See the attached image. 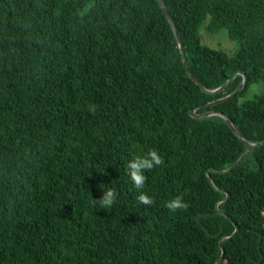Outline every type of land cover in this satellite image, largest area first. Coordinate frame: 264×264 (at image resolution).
<instances>
[{"label":"trees","instance_id":"obj_1","mask_svg":"<svg viewBox=\"0 0 264 264\" xmlns=\"http://www.w3.org/2000/svg\"><path fill=\"white\" fill-rule=\"evenodd\" d=\"M164 2L205 87L248 77L198 112L263 140L264 90L244 98L264 80V0ZM208 18L233 54L203 43ZM243 79L205 92L158 0H0V264H264V144L224 172L246 143L190 113ZM150 148L164 162L146 206L124 163ZM175 195L187 207L170 212Z\"/></svg>","mask_w":264,"mask_h":264},{"label":"clouds","instance_id":"obj_2","mask_svg":"<svg viewBox=\"0 0 264 264\" xmlns=\"http://www.w3.org/2000/svg\"><path fill=\"white\" fill-rule=\"evenodd\" d=\"M89 111H95V105H88ZM163 156L155 149L150 148L143 153H134L124 163V171L128 180L132 186L137 190L136 200L143 205H151L153 203V197L146 191H143L146 181V171L153 169L163 163ZM102 189L101 195L93 198V204L98 209L108 210L115 203L117 198V191L114 187L105 186L100 187ZM165 207L170 212H175L178 209H184L187 207L181 195H175L164 202Z\"/></svg>","mask_w":264,"mask_h":264},{"label":"water","instance_id":"obj_3","mask_svg":"<svg viewBox=\"0 0 264 264\" xmlns=\"http://www.w3.org/2000/svg\"><path fill=\"white\" fill-rule=\"evenodd\" d=\"M161 7L163 8L164 12L166 13L168 19L170 20L171 24H172V27L174 29V32H175V35L177 37V40H178V44H179V47H180V51H181V55H182V61L184 63V66L186 67L187 71H188V74L189 76L199 85L201 86V88L209 93V94H217L219 92H221L222 90H224L229 84L230 82L236 77L237 74H242L244 76V79L242 81V83L230 94L224 96V97H221L219 99H216L212 102H209V103H206V104H201L193 109H190V113L192 116L194 117H199V118H202V117H208V116H212V115H220L222 117H224L227 122L229 123L230 127L233 129V131L236 133L237 136H239L247 145V148L244 150V152L241 154V156L227 169L223 170L224 172H229L230 170H232L237 164L240 163V161L243 159V157L250 151L252 150L254 147L256 146H260L262 144H264V139L261 140V141H258V142H253L251 140H249L248 138L244 137L240 132L239 130L237 129V127L235 126L234 122L231 120V118L225 114L224 112L220 111V110H216V109H211V110H208V111H205V112H198V109L203 107V106H209V105H212V104H215V103H218V102H221V101H224V100H227L229 98H232L234 97L235 95H237V93L241 90L244 89V87L246 86L247 82H248V77L247 75L242 72L241 70H238L236 71L224 84H222L221 86L217 87V88H214V89H209L207 87H205L203 85V83L197 78V76L193 73V71L191 70L189 64H188V61H187V58H186V50H185V46H184V43H183V40H182V37H181V34H180V31L178 29V26L176 24V22L174 21L172 15L170 14L164 0H158ZM221 243V242H220ZM261 243V240L259 242V244ZM222 257V256H221Z\"/></svg>","mask_w":264,"mask_h":264},{"label":"rangeland","instance_id":"obj_4","mask_svg":"<svg viewBox=\"0 0 264 264\" xmlns=\"http://www.w3.org/2000/svg\"><path fill=\"white\" fill-rule=\"evenodd\" d=\"M208 21L209 18L206 22H204L201 25L200 28L201 39L203 43L208 44L211 47L225 50L229 54H233L238 49L237 41L232 40L228 36V31L226 29H223L216 33L210 32L207 27ZM263 90H264V80L253 83L250 86L249 91L244 99L252 98L255 94L263 92Z\"/></svg>","mask_w":264,"mask_h":264}]
</instances>
